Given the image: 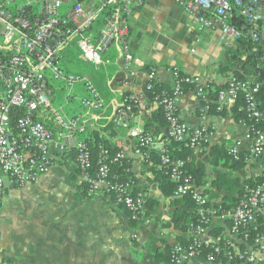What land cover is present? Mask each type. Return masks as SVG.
Segmentation results:
<instances>
[{
	"label": "built area",
	"instance_id": "1",
	"mask_svg": "<svg viewBox=\"0 0 264 264\" xmlns=\"http://www.w3.org/2000/svg\"><path fill=\"white\" fill-rule=\"evenodd\" d=\"M148 0H0V197L4 194L5 183L10 181L19 187L35 183L52 167L55 153L76 152V162L81 170L80 181L90 185L91 192L116 194L117 202H123L130 210H142V201L126 198L124 191L117 186L111 187L106 182L108 168L100 164L97 178L87 176L90 169L89 155L84 143L77 140L76 133L82 132L87 123H97L99 118L93 111L103 107V101L92 87L90 79L84 75H68L60 69V60L67 48L75 46L78 59L85 65L101 66L102 55L110 48L117 50L123 62V69L128 70L133 59L129 53L128 17L134 7ZM186 15L189 22L198 31L218 33L224 44H234L238 39L247 36L253 42L259 37L254 28L264 21V0H172ZM253 29L240 30L229 24L233 11ZM108 15H103V12ZM170 94H161L160 98L148 102L142 92L130 93L117 105L110 121L128 130L127 157L141 158V150L147 149L160 156L163 167L173 166L171 179L178 181L177 169L181 161L172 163L165 154L164 141L185 142L189 148L196 150L201 143L209 142V133L205 128L191 129L185 125L178 115V99L182 95V86L193 84L194 92L203 106L202 115L207 112L210 103L208 87L201 84L198 76H182L172 68ZM144 89L149 91L157 83L156 70L146 72ZM54 83H62L65 88L72 89L76 85L88 93V97L77 99L85 112L76 119H68L53 107ZM226 90L220 91L217 97V110L228 109L235 103L237 92L243 94L246 102L247 117L264 121V112L258 110L255 93L258 85L253 79L244 82L229 78ZM122 97L123 94H120ZM73 97H67L72 100ZM161 108L167 123L163 135L154 139L143 136L142 125L138 121L150 115L152 107ZM134 108L135 112L132 111ZM22 111L16 120L15 128L11 125L12 114ZM51 114L60 130L54 133L42 123L35 121L42 114ZM139 118V120H136ZM142 119V120H143ZM248 130V128L244 125ZM137 139V143L134 140ZM250 158L259 159L264 155V133L251 136ZM240 142H235L229 149L234 158L240 152ZM189 192L198 213L203 217L201 207L206 198L197 187L182 183L177 187L175 195L181 196ZM264 206V194L261 188L250 192L239 200V206L232 211L216 216L213 209L208 210L212 226L222 225L227 219L233 227L226 234V245L231 250L226 253L231 260L237 256L241 264H257L264 257V234L258 236L253 243L245 245L240 252L236 245L243 244L244 238L238 237L239 229L254 224L255 216ZM208 228L198 225L191 229L193 244L187 249L175 245L171 256V264H189L198 259L199 248L213 249L206 257L207 263H214L219 250V240L208 235Z\"/></svg>",
	"mask_w": 264,
	"mask_h": 264
},
{
	"label": "crops",
	"instance_id": "2",
	"mask_svg": "<svg viewBox=\"0 0 264 264\" xmlns=\"http://www.w3.org/2000/svg\"><path fill=\"white\" fill-rule=\"evenodd\" d=\"M260 27L264 34V22ZM128 45L133 59L129 69H123L118 52L113 53L108 66L114 68L105 83L112 95L108 121L120 102V94L142 92L146 83L145 68L155 69L157 85L167 88L172 87L169 71L172 68L183 75L198 76L207 87H221L230 76L223 74L221 68L227 65L226 58L233 44H224L218 33L198 31L172 0H148L132 9ZM77 61L84 67L90 66ZM203 105L194 90L184 92L177 107L181 121L191 129L209 130V148L240 142V152L245 153L252 142L246 139L244 125L235 123L229 116L219 117L209 112L202 115ZM156 108V105L152 107L147 118ZM230 108L226 109L227 113ZM142 119L138 121L141 124ZM160 131L163 135V128ZM201 151L198 148L194 154L199 155ZM203 158L199 156L198 161L202 162ZM53 159L50 170L31 185L18 187L6 181L0 197V264H151L146 245L163 252L166 247L178 245L179 237L188 238L187 232L171 223L176 210L170 208L168 201L162 202L157 212L134 229L125 212L109 198L101 195L77 198L76 186L70 179L75 171L74 162L66 156L54 155ZM263 161L264 158H249L235 173L206 164L204 179L210 182L220 173L242 181L257 177L264 180ZM133 173L139 186L148 187L151 197L160 196L158 186L151 183L153 175L149 168L144 170L136 162ZM225 195L235 197L230 193L220 194ZM189 264L214 263L194 259ZM257 264H264V257Z\"/></svg>",
	"mask_w": 264,
	"mask_h": 264
},
{
	"label": "trees",
	"instance_id": "3",
	"mask_svg": "<svg viewBox=\"0 0 264 264\" xmlns=\"http://www.w3.org/2000/svg\"><path fill=\"white\" fill-rule=\"evenodd\" d=\"M103 15L108 14L104 11ZM263 22L257 23L254 28L259 37V41L253 42L245 35L235 41L231 46V49L228 51L226 58L227 65L221 68L223 74L229 73L230 76L227 80L229 78H234L236 81L244 82L247 79H253L254 83L258 85V91L255 93V100L258 105V110L261 112H264V34L260 27ZM229 24L238 30H240V28L249 30L253 29L237 15V10L235 9L229 20ZM113 53H116L117 55V51L114 47L108 49L102 55L103 65L101 66L94 67L90 65L84 67L77 61V48L71 46L70 48H67L60 60V69H62L65 74L75 76L84 75L89 77L92 87L98 93L99 99L103 101V107L100 110L93 111V114L98 118H102V121L98 123H87L82 132L76 133L77 140L85 144L89 155L88 161L90 169L86 172L87 176L91 179H96L100 164H105L108 168L106 182L111 185V187L117 186L122 189L127 196L126 198H130L133 201L141 200L143 209L136 211L130 210L123 202H117L116 194L113 193L108 195V193L100 192L101 194L96 195L109 198L114 205L123 210L128 217L130 227L134 229L142 224L143 219H149L151 213L157 212L162 202L168 201L170 208H175L176 210L171 216L170 221L172 224L179 225L178 228L181 231L189 234L191 229L201 225L208 228L209 236L219 240L220 251L215 255L214 264H241L242 262L237 256H234V258L230 260L226 255V253L231 250L225 243L227 241L226 234H229L233 227L232 221L227 219L223 225L219 223L212 226L213 221H211L208 215V210L213 209L216 216L235 210L239 206L240 198L249 195L251 191L261 188L262 193L264 194V180L262 177H257L242 181L237 177L231 178L220 173H218L210 182L205 181L204 178L206 176V164H209L215 169H222L233 173L239 172L245 166L246 160H249L250 158L249 151L247 150L245 153L239 152L237 157L234 158L229 154V149L233 145H219L209 148L210 143L206 142L201 143V153L195 155V150L189 148L185 142L168 141L165 140V138L159 139L158 137L161 136L160 130L162 128L166 129L167 123L164 119L161 108L157 107L151 113L149 118L143 119L142 121L143 136L154 139L158 138L159 141H164L163 143L165 144L166 150L165 154L169 157L170 161L172 163L176 161L182 162V166L177 169L179 180L173 181L171 179L173 166L169 165L168 167H163L160 163V156L157 153L143 149L141 151L144 154L141 158L127 157L128 148L126 145L128 144L127 140H129L128 130L117 126L115 122L108 121V117L111 113L110 100L112 95L106 88L105 83L114 70L113 67H108L110 61L114 58ZM107 67L109 69H107ZM150 69L151 68H145V73ZM175 69L180 75L186 76L180 73L177 68ZM73 72L77 74H72ZM64 86L65 85L62 83H54L51 88L54 89L56 87L58 89L53 91V96H55L56 92L61 90ZM226 87L227 83L221 87L208 86L210 103L207 104V113H213L219 117L229 116L235 123L245 125L248 128L247 132L250 133L252 137L258 132L264 133V121L247 117L245 112L246 102L241 92H237L235 103L229 109V113H227L226 109L220 111L217 110L218 93L226 90ZM191 89L194 90L193 84L183 85L182 94ZM163 93L169 95L171 93L170 88L159 86L156 81L151 90L147 91L144 87L142 90V94L148 102H153L154 99L160 98ZM81 94L83 96L82 98L88 97L86 91H83ZM129 95L130 93L123 94V96L120 97V102L123 98L128 97ZM132 111L135 112L134 108H132ZM84 112L85 110L83 107L76 102L70 108L69 113L65 117L68 119H76L80 115H83ZM21 116L22 111L20 110H17L12 114L11 125L14 130H16V120ZM35 121L42 123L52 133L56 130H60L49 113L42 114L38 118H35ZM208 133L210 140L211 133L209 130ZM135 142L137 143V139L134 140V143ZM54 155L59 157L66 156L74 162L75 171L70 175V179L74 181L76 186L75 196L77 198L94 196V192L92 193L90 190V185L87 184L86 181H80L81 170H79L78 163L76 162L77 153L70 152L69 155L68 153H55ZM199 156L204 157L202 162L198 161ZM261 158L263 159L264 155ZM99 161H101L100 164ZM136 162L139 163L140 167L144 170L149 168V171L153 175L151 183L153 182L158 186L159 197H151L149 195L148 187L139 186V181L133 173V163ZM186 182L200 189L203 196L206 198V204L201 207L204 212L203 217L199 216V207L196 205L195 200L189 192H186L181 196L175 195L177 187ZM222 192L230 193L231 195H235V197L226 195L220 196ZM238 234L239 238H244L243 235L247 236V238L244 239L243 244H235V246L240 248V252L243 253L245 251V245L252 244L253 240L264 234V206L256 213L254 224L239 229ZM178 244L183 248L188 249L193 244L190 234L187 239L179 237ZM146 250L150 254L149 263H172L171 256L174 252V248L166 247L162 252L160 249L148 244L146 245ZM197 251H199L198 259L205 263H207L206 257L213 253V249L208 248H199Z\"/></svg>",
	"mask_w": 264,
	"mask_h": 264
},
{
	"label": "rangeland",
	"instance_id": "4",
	"mask_svg": "<svg viewBox=\"0 0 264 264\" xmlns=\"http://www.w3.org/2000/svg\"><path fill=\"white\" fill-rule=\"evenodd\" d=\"M263 14H264V9H263ZM72 74H77V73H72ZM83 89L81 86L76 85L74 88L69 89L63 87L61 90H58L56 92V95L53 97V107L57 111L61 113V115L67 116V114L70 111V108L77 102V99H82V94ZM67 97H73L72 100L68 101Z\"/></svg>",
	"mask_w": 264,
	"mask_h": 264
}]
</instances>
